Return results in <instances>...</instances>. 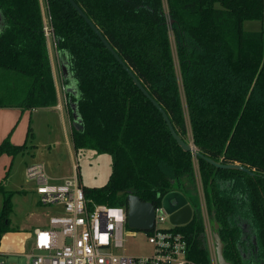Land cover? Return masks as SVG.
Here are the masks:
<instances>
[{"label":"trees","instance_id":"trees-1","mask_svg":"<svg viewBox=\"0 0 264 264\" xmlns=\"http://www.w3.org/2000/svg\"><path fill=\"white\" fill-rule=\"evenodd\" d=\"M184 141L186 123L171 49L173 38L191 140L207 216L232 264H264V0H74ZM56 51L74 81L79 123L71 120L73 149L110 157L105 185L82 188L91 205L127 208V195L154 207L171 191L187 196L193 155L172 137L161 113L68 0H45ZM63 79L65 83L69 79ZM57 104L39 0H0V108L21 112ZM32 135L28 127L26 137ZM27 142L6 137L0 156L14 158ZM239 165L254 177L238 169ZM185 179V181H183ZM0 180V242L10 225L12 197ZM186 182L188 184H186ZM192 187V186H190ZM191 206V205H190ZM192 209V206H191ZM245 222L257 250L238 253ZM185 235L188 257L208 264L202 215L192 209Z\"/></svg>","mask_w":264,"mask_h":264},{"label":"rangeland","instance_id":"rangeland-1","mask_svg":"<svg viewBox=\"0 0 264 264\" xmlns=\"http://www.w3.org/2000/svg\"><path fill=\"white\" fill-rule=\"evenodd\" d=\"M41 5L44 31L46 35L48 54L54 61L55 74L59 81H62L60 87V95L67 96L66 83L63 80L61 65L62 61L56 51L54 39L50 29L49 18L45 0H39ZM164 10H167L166 1L162 0ZM264 5V1H263ZM243 29L247 32H255L264 30V15L262 21H245ZM170 42L172 54L174 57L175 70L180 88V97L183 105V112L186 123V134L184 141L192 143L191 133L188 124L187 112L185 109L184 95L181 87L180 73L176 61L175 48L172 35L170 34ZM72 99V98H71ZM66 115V123L70 124L71 120L68 111L67 102L62 105ZM25 111L22 119L17 117L11 130L15 129L14 137L17 141L27 142V149L16 155L14 158L3 154L0 156V180L6 176L5 189L9 191H19L12 197L13 209L10 215V225L17 228V232L5 233L0 242V260H4L6 264L15 262L16 264H25L24 255L31 252L33 243L32 230L35 227L45 226L48 216L55 213V206L41 205L38 202L37 195L34 192V183L27 181L25 178V168L28 164L41 163L44 165L47 174H73V164L76 165V178L81 188L101 187L105 185L110 173V157L105 154H98L91 150L75 151L73 147L68 150L63 135V127L59 121L58 114H29ZM68 120V122H67ZM30 128V135L27 139L25 132ZM21 132L22 138H18ZM27 134V133H26ZM68 136V134H67ZM25 140V141H24ZM24 141V142H23ZM194 167V183L186 185L191 191L187 192L188 202L193 210H199L202 215L205 232V244L209 251V257L214 261L213 228L207 216L205 203L203 199L202 186L198 175L197 160L193 156ZM52 178V177H51ZM185 181V179H183ZM186 184H188L186 182ZM192 186V187H190ZM33 190V191H32ZM2 198L0 195V208ZM163 227H171L167 215V220L162 224ZM134 234L125 239L124 247L127 255H141L150 249L147 242V234L143 231H132Z\"/></svg>","mask_w":264,"mask_h":264},{"label":"built area","instance_id":"built-area-1","mask_svg":"<svg viewBox=\"0 0 264 264\" xmlns=\"http://www.w3.org/2000/svg\"><path fill=\"white\" fill-rule=\"evenodd\" d=\"M74 173L55 182L41 163L28 164L25 178L34 183L41 205L55 206L45 226L32 230L31 252L25 264H196L188 257L184 234L176 226L163 227L167 213L154 207V222L147 234L148 252L127 255L125 239L134 233L127 226V208L89 205ZM0 264H6L0 260ZM9 264H16L10 262ZM208 264H215L212 258Z\"/></svg>","mask_w":264,"mask_h":264},{"label":"water","instance_id":"water-1","mask_svg":"<svg viewBox=\"0 0 264 264\" xmlns=\"http://www.w3.org/2000/svg\"><path fill=\"white\" fill-rule=\"evenodd\" d=\"M69 3L72 5V7L76 10L78 15L84 19V21L89 25V27L93 30V32L98 36L102 44L105 46V48L111 53V55L114 57V59L121 65L122 69L129 75V77L132 79L135 86L142 92V94L147 97L151 103L158 109V111L161 113L163 120L165 121L172 137L176 140L177 144L180 146V148L183 151L190 152L193 156L196 158L199 157L201 159H204L205 161L215 165L220 166L219 164L215 163L214 161L204 157L202 154H200L197 150L194 152L192 150V147L190 143H187L183 141L174 131V128L167 116V114L163 111V109L150 97V95L147 93V91L144 89V87L141 85V83L137 80V78L134 76L132 71L124 64V62L119 58V56L116 54V52L111 48V46L108 44L106 39L102 36L100 31L96 28V26L86 17V15L83 13V11L79 8V6L75 3L74 0H68ZM61 72L63 79L68 78V70L64 64L61 65ZM69 90V87L67 86L66 91ZM70 108L72 110V116L74 119V123H79L80 120L78 118V114L76 111V104L70 103ZM193 145V143H192ZM194 146V145H193ZM224 168L229 169H238L243 172L248 173L250 176L254 177V173L250 172L248 169L241 167L239 165H226L221 166ZM127 226L128 228L132 230L137 231H149L151 230L154 222V207L149 202H142L140 199L132 194L127 195ZM161 205L164 209V211L168 214V219L170 223L174 226H182L189 222L191 215H192V209L191 206L187 203L186 198L182 193H179L177 191H171L168 194H166L161 201ZM216 228V225H215ZM213 241L215 244V256H216V264H231L227 262L223 257V244L216 233L214 231L213 233Z\"/></svg>","mask_w":264,"mask_h":264},{"label":"crops","instance_id":"crops-1","mask_svg":"<svg viewBox=\"0 0 264 264\" xmlns=\"http://www.w3.org/2000/svg\"><path fill=\"white\" fill-rule=\"evenodd\" d=\"M48 49V47H47ZM49 58H50V65H51V70H52V74H53V78H54V85H55V89H56V95H57V104L55 106L52 107H44V108H37L34 109L32 111H30L29 114H46V116L48 117L49 115H56L58 114L59 116V121L62 124L63 127V135L66 141V145L69 147L68 150L70 149L71 152V148H72V142H71V129H70V124L66 123V115L64 112V108H63V104H65L67 102L68 104V108L70 107V103H74L72 102V95H76V91H75V85H74V81L72 79H69L66 83V86L69 87V90L66 91L67 92V98L65 96H61L60 95V87H62L61 82L59 81L56 77L55 74V68H54V61L51 58L50 52H49ZM25 112V111H24ZM24 112H21L19 109L17 108H0V143L6 138L8 137L10 140V143L13 145H20V143L22 142V140L19 142L16 140V138L14 137V133H15V129L11 130V127L14 124V121L17 117H20V119L23 118ZM68 122V120H67ZM26 133L25 132V137H26ZM68 134V136H67ZM23 133L21 134V132L18 134V138H22ZM25 141V140H24ZM23 141V142H24ZM73 166V165H72ZM48 173V172H46ZM49 177L55 181V182H61L62 180L69 178L70 176H72V174H68V173H64V174H56V173H50L48 174ZM33 191V190H32ZM179 192V191H177ZM180 193V192H179ZM184 195V194H183ZM184 197L188 202V198L186 195H184ZM190 205V204H189ZM5 255V254H0Z\"/></svg>","mask_w":264,"mask_h":264},{"label":"flooded vegetation","instance_id":"flooded-vegetation-1","mask_svg":"<svg viewBox=\"0 0 264 264\" xmlns=\"http://www.w3.org/2000/svg\"><path fill=\"white\" fill-rule=\"evenodd\" d=\"M213 227H214L213 228V232H214L216 230L215 225ZM241 230H242V233L240 236V243L238 244L237 249H238V253L241 258L248 259L251 256H254L257 250L255 235L253 234V231L248 227V225L245 222L241 223ZM208 254H209V251H208ZM209 262H210V257H209ZM214 263L216 264L215 247H214Z\"/></svg>","mask_w":264,"mask_h":264},{"label":"bare ground","instance_id":"bare-ground-1","mask_svg":"<svg viewBox=\"0 0 264 264\" xmlns=\"http://www.w3.org/2000/svg\"><path fill=\"white\" fill-rule=\"evenodd\" d=\"M191 147H192V150L195 152V147L192 145V143H190Z\"/></svg>","mask_w":264,"mask_h":264}]
</instances>
